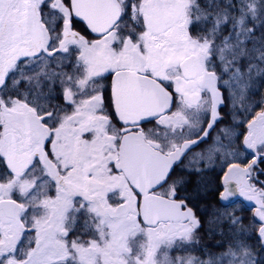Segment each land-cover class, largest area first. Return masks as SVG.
<instances>
[{"label":"snow or ice","instance_id":"obj_1","mask_svg":"<svg viewBox=\"0 0 264 264\" xmlns=\"http://www.w3.org/2000/svg\"><path fill=\"white\" fill-rule=\"evenodd\" d=\"M0 264H264V0H0Z\"/></svg>","mask_w":264,"mask_h":264}]
</instances>
